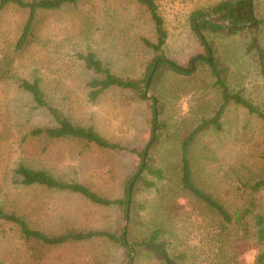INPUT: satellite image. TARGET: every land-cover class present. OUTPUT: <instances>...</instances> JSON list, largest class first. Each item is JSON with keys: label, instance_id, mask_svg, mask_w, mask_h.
<instances>
[{"label": "rangeland", "instance_id": "1", "mask_svg": "<svg viewBox=\"0 0 264 264\" xmlns=\"http://www.w3.org/2000/svg\"><path fill=\"white\" fill-rule=\"evenodd\" d=\"M155 1L168 30L167 59L187 69L190 59L202 53L188 15L220 0ZM257 4L264 17V0ZM28 16L27 8L14 3L0 10V209L21 216L31 228L50 236L68 230L116 232L125 226L117 206L97 205L80 194L43 185H24L16 169L19 165L42 169L58 180L82 183L103 197L124 196L125 180L135 171L138 153L150 140L148 99L112 87L90 101L87 83L95 74L77 54L93 52L113 73L139 77L152 57L140 40L141 36L154 37L151 21L137 0H79L57 9H38L25 44L18 48ZM207 38L229 67L230 89L241 90L264 110V77L245 50L247 38L224 33ZM260 38L264 44V26ZM34 79L47 101L75 124L92 126L126 149L104 150L69 137L32 136L35 127L55 123L20 87L22 80ZM147 93L162 110L164 127L147 155L149 166L161 169L163 178L158 180L144 171L143 180L155 185L137 182L134 235L148 237L159 228V241L180 264H255L263 248L253 235L235 258L231 256L228 242L235 228H224L216 213L180 186L182 141L220 104L208 65L199 63L192 74L166 70L153 92ZM221 127L200 133L190 146L193 178L230 212L248 207L252 228V214L264 213V187L250 194L240 184L264 177V120L230 103L221 117ZM125 260L124 247L106 238L46 246L24 240L16 224L0 219V264H125ZM132 263L163 261L141 252Z\"/></svg>", "mask_w": 264, "mask_h": 264}, {"label": "trees", "instance_id": "2", "mask_svg": "<svg viewBox=\"0 0 264 264\" xmlns=\"http://www.w3.org/2000/svg\"><path fill=\"white\" fill-rule=\"evenodd\" d=\"M79 0H0V10L7 4L14 3L21 8L29 10V16L23 27V31L17 41L16 46L22 47L28 37L34 14L38 9H57L64 4H75ZM145 12L148 14L149 20L154 32L152 39L141 36L142 44L151 51L152 57L148 60L143 74L139 77H123L113 73L108 66L104 65L93 52L87 54H77V57L83 60L85 67L94 72L95 76L87 83V97L90 101H94L105 90L115 87L126 89L133 95L142 100H147L143 96L147 77L152 70L154 61L158 57H166V43L168 39V30L165 26L164 18L161 15L155 0H137ZM257 0H220L210 6L199 7L192 10L188 15L189 25L202 46L203 57L211 56L210 59L202 58L195 61L194 70H190L189 64L187 69L174 66L173 63L159 61L148 85L147 91H152L163 77L166 70H173L180 74H192L197 69L199 63H206L209 72L213 78V85L219 90L220 104L217 110L209 118H202L200 122L191 130V132L183 139L181 144V175L180 186L188 192L192 197L207 205L220 219L224 228L233 227L235 233L229 240L231 256L234 258L239 254L238 249L242 244H249L251 235L255 238V242L263 248L258 252L255 258V264H264V213H253L251 216V226H249L247 217L251 210L248 207L240 208L235 212H230L219 200L213 195L199 187L193 178L192 164L189 159V148L195 138L202 132L211 128L221 130V117L226 106L230 103L239 105L247 110L248 113L254 114L264 120V110L251 100L245 98L241 94V90L232 91L228 84L229 67L216 55V48L212 41L207 38L209 34L224 33L226 35H242L247 38L245 50L251 55L253 62L259 68L260 73L264 77V44L261 42L260 32L264 26V17L258 13ZM210 16L213 18H221L228 20L227 26L205 20L203 17ZM196 21H199L198 29L195 28ZM198 31H201L206 41H203ZM210 50V53H209ZM171 61V60H170ZM172 62V61H171ZM20 87L30 94L36 106L43 108L54 120L53 126L35 127L30 131L32 136L45 135L49 138H73L81 139L89 144L104 150H125L126 148L119 143L109 141L99 134L92 126H81L75 124L67 115L57 108L53 107L45 98V95L38 83L37 79L32 81L22 80ZM149 104V117L147 123L149 127V139L152 138L153 145L159 139V131L164 127V122L160 119L162 110L158 102L152 99L147 100ZM143 150L138 153L139 163L135 171L128 175L124 183V196L120 198H107L98 195L90 187L76 182L62 181L54 178L49 172L42 169H31L24 165H19L16 169L17 175L20 176V182L24 185H43L48 188H54L71 193L82 195L94 204L102 206H117L120 209L121 219L124 221L127 214V197L128 185L135 178L131 190V199L129 202V219L127 226L121 225L116 232L107 230H88V231H72L68 230L56 236H50L41 230L31 228L21 216L15 213H8L0 209V219L16 224L19 228L22 238L26 241H35L46 246H57L68 242L88 241L95 237L106 238L116 244L124 247L126 251L125 264H128L131 250L134 257L141 252L151 253L163 264H180L176 257H172L163 241H159L161 230L155 229L148 237L140 238L134 235V219H133V195L136 190V184L142 180L146 187L155 185L154 181L143 180L142 173L147 171L154 175L158 180L163 178V173L159 168H151L149 166V152L142 167ZM142 169L140 170V168ZM264 187V177L255 180L252 183H241L240 188L249 190L250 194L258 192ZM222 227V228H223ZM180 256L179 258H181ZM133 264V263H132Z\"/></svg>", "mask_w": 264, "mask_h": 264}, {"label": "water", "instance_id": "3", "mask_svg": "<svg viewBox=\"0 0 264 264\" xmlns=\"http://www.w3.org/2000/svg\"><path fill=\"white\" fill-rule=\"evenodd\" d=\"M203 19H205V20H210V21H212V22H214V23L222 24V25H224V26L229 25V24H228V20L221 19V18H213V17H210V16H206V17H203ZM198 24H199V21H196V23H195V28H196V29H198ZM198 35H199V37H200L203 41H206V40H205V37H204V34H203L201 31H198ZM209 53H210V50H209ZM202 58H203V56L200 55V54H197V55L193 56V57L190 59V65H191L190 70H193V69H194V67H195V66H194L195 61L198 60V59H202ZM209 58H210V57H209ZM159 61L173 63V62H171L170 60H168L166 57H158V58L154 61V64H153L152 70L150 71V73H149V75H148V77H147L146 85H145V88H144V91H143V96H144L145 98H147V99H150V98H151V99L153 100V102H155V98L152 97L151 95H148L147 90H148V85H149V83H150V81H151L152 75L154 74V71H155V69H156V67H157V63H158ZM173 64H174V66L180 68L179 65H177V64H175V63H173ZM151 142H152V138L149 140V142L147 143L146 147L144 148L143 155H142V167H143V165L145 164V159H146L147 152H148V149H149V146H150ZM142 167L140 168V170L142 169ZM136 176H137V175H136ZM136 176H135V178H136ZM135 178H134V179L129 183V185H128L127 214H126V218H125V227H126V225H127L128 219H129V213H128V211H129V202H130V199H131V195H130V193H131L132 186H133V183H134ZM133 258H134V252L131 250V254H130V258H129L128 264H132V262H133Z\"/></svg>", "mask_w": 264, "mask_h": 264}]
</instances>
